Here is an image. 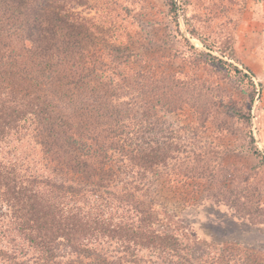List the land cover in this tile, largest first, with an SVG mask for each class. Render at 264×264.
Instances as JSON below:
<instances>
[{
    "label": "trees",
    "instance_id": "16d2710c",
    "mask_svg": "<svg viewBox=\"0 0 264 264\" xmlns=\"http://www.w3.org/2000/svg\"><path fill=\"white\" fill-rule=\"evenodd\" d=\"M100 34L66 0H0V264H264V249L192 236L162 206L154 184L175 159L145 141L146 121L173 92ZM11 138L19 156L1 146ZM216 169L203 148L171 171L210 182ZM226 191L245 200L244 188ZM237 209L264 227L260 201Z\"/></svg>",
    "mask_w": 264,
    "mask_h": 264
},
{
    "label": "rangeland",
    "instance_id": "374dc122",
    "mask_svg": "<svg viewBox=\"0 0 264 264\" xmlns=\"http://www.w3.org/2000/svg\"><path fill=\"white\" fill-rule=\"evenodd\" d=\"M66 8L89 31L101 30L102 43L125 48L132 70L157 75L173 92L164 99L170 110L146 121L145 141L175 159L154 184L162 206L187 221L192 236L263 250L264 227L235 212L239 203L264 204V159L257 154L264 155V0H66ZM1 146L19 156L14 138ZM203 148L214 151L216 179L172 175ZM227 170L234 172L231 185ZM241 188L245 200L225 194Z\"/></svg>",
    "mask_w": 264,
    "mask_h": 264
}]
</instances>
